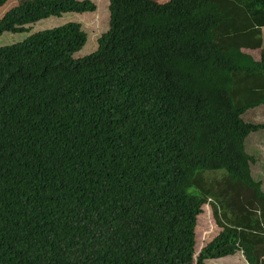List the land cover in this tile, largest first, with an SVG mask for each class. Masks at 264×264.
Returning a JSON list of instances; mask_svg holds the SVG:
<instances>
[{
	"label": "trees",
	"instance_id": "1",
	"mask_svg": "<svg viewBox=\"0 0 264 264\" xmlns=\"http://www.w3.org/2000/svg\"><path fill=\"white\" fill-rule=\"evenodd\" d=\"M94 11L0 0V36ZM86 42L68 22L0 46V264H264L245 149L264 123L242 119L264 106V0H109L74 58ZM206 206L220 230L197 248Z\"/></svg>",
	"mask_w": 264,
	"mask_h": 264
},
{
	"label": "rangeland",
	"instance_id": "2",
	"mask_svg": "<svg viewBox=\"0 0 264 264\" xmlns=\"http://www.w3.org/2000/svg\"><path fill=\"white\" fill-rule=\"evenodd\" d=\"M96 5V11L85 13H67L61 17H50L41 20L28 27L29 32L25 33H4L0 36V46L13 44L25 39L29 34L39 30L50 29L61 26L68 22H78L81 24L82 30L87 34V42L85 46L76 54L74 58L87 56L97 50L98 38L109 28V0H90ZM250 53L256 60L260 58L259 51H246ZM242 119L247 123L260 124L264 123V106H258L248 110L242 115ZM246 152L254 158L250 164L251 176L256 182H261V190L264 192V132L257 131L251 133L245 140ZM208 180L219 182L223 179L224 173L221 171H208L204 173ZM211 201V199H209ZM230 216V215H229ZM219 228L214 220L212 209L206 206L202 215L199 217L196 226V247H201L208 242L218 232ZM260 257L264 258V246H259L256 252ZM239 258L240 255H238ZM209 262V261H208ZM246 264L242 259L229 257L225 260H214L212 264Z\"/></svg>",
	"mask_w": 264,
	"mask_h": 264
}]
</instances>
